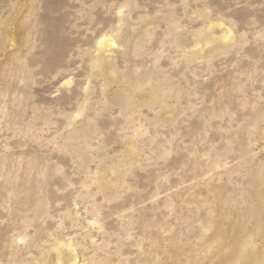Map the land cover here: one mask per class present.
Returning a JSON list of instances; mask_svg holds the SVG:
<instances>
[{"label": "rangeland", "instance_id": "obj_1", "mask_svg": "<svg viewBox=\"0 0 264 264\" xmlns=\"http://www.w3.org/2000/svg\"><path fill=\"white\" fill-rule=\"evenodd\" d=\"M263 204L264 0H0V264H264Z\"/></svg>", "mask_w": 264, "mask_h": 264}, {"label": "bare ground", "instance_id": "obj_2", "mask_svg": "<svg viewBox=\"0 0 264 264\" xmlns=\"http://www.w3.org/2000/svg\"><path fill=\"white\" fill-rule=\"evenodd\" d=\"M102 41V40H101ZM109 43H111V44H114L115 42L114 41H109ZM258 192V191H257ZM256 192V193H257ZM255 194V193H254ZM251 196V195H250ZM251 198V197H250ZM261 209L262 210H264V204L263 205H261ZM262 210H260V211H258V214H259V216H258V221L260 222L261 220H262V218L264 217V216H262V215H264V211H262ZM246 211V210H245ZM264 246V245H263ZM246 249V248H245Z\"/></svg>", "mask_w": 264, "mask_h": 264}]
</instances>
